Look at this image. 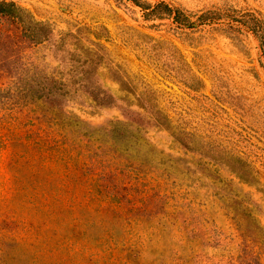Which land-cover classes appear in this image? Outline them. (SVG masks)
<instances>
[{
    "label": "rangeland",
    "instance_id": "374dc122",
    "mask_svg": "<svg viewBox=\"0 0 264 264\" xmlns=\"http://www.w3.org/2000/svg\"><path fill=\"white\" fill-rule=\"evenodd\" d=\"M3 1L0 264H264V0Z\"/></svg>",
    "mask_w": 264,
    "mask_h": 264
},
{
    "label": "trees",
    "instance_id": "16d2710c",
    "mask_svg": "<svg viewBox=\"0 0 264 264\" xmlns=\"http://www.w3.org/2000/svg\"><path fill=\"white\" fill-rule=\"evenodd\" d=\"M132 4L140 8L142 13V17L145 20H162L164 18H170L174 23L177 25L189 24L186 23L184 20L185 17L181 13V11L177 8L170 6L169 4L159 1L154 4H151L146 1L142 0H129ZM17 8L14 3L12 2H5L0 0V15H7V16H15ZM203 16V15H202ZM206 20L199 24H206ZM250 21H244L242 25L245 26L249 31H252L256 36L262 38L258 33V28L262 23L258 19H254L253 24L249 23ZM261 48L264 49V39H260ZM153 121L150 123L154 127H165L166 126V119H152ZM250 171V170H249ZM251 172V171H250Z\"/></svg>",
    "mask_w": 264,
    "mask_h": 264
},
{
    "label": "water",
    "instance_id": "95a60500",
    "mask_svg": "<svg viewBox=\"0 0 264 264\" xmlns=\"http://www.w3.org/2000/svg\"><path fill=\"white\" fill-rule=\"evenodd\" d=\"M180 26H187L186 24H181Z\"/></svg>",
    "mask_w": 264,
    "mask_h": 264
}]
</instances>
